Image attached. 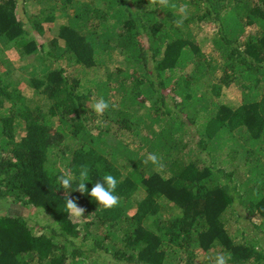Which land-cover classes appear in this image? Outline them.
I'll return each instance as SVG.
<instances>
[{
	"label": "trees",
	"instance_id": "16d2710c",
	"mask_svg": "<svg viewBox=\"0 0 264 264\" xmlns=\"http://www.w3.org/2000/svg\"><path fill=\"white\" fill-rule=\"evenodd\" d=\"M35 2L26 16V0H0V43L31 62L41 96L32 107L12 71L0 75V264H197L199 251L201 264H264V0ZM233 86L239 106L221 100ZM81 165L93 183L117 178L116 206L59 187Z\"/></svg>",
	"mask_w": 264,
	"mask_h": 264
},
{
	"label": "rangeland",
	"instance_id": "374dc122",
	"mask_svg": "<svg viewBox=\"0 0 264 264\" xmlns=\"http://www.w3.org/2000/svg\"><path fill=\"white\" fill-rule=\"evenodd\" d=\"M26 3L28 5V14L26 16L35 15L39 11V6L36 5L35 0H26ZM67 21L65 19H59L57 22L53 24H47L43 25L45 30L44 37H40L39 34L36 33V37L39 39L40 44H47L50 40L54 39L58 34V29L66 24ZM201 28V29H199ZM196 29L197 32V42L199 44H202L203 50L206 53L212 52V38L215 33V27L209 23H203L200 25V27ZM251 30V31H250ZM249 33H254L255 30L249 29ZM63 46V42L60 43ZM122 62V60L118 61ZM31 66V62L28 59H20L18 57V54L14 50H5V46L3 43H0V75L7 77V72L12 71L13 78L12 83L18 82L20 85V88L22 89L23 95L25 98L29 101L30 105L32 107L36 106L37 103H40L41 96L28 85V71H26V67ZM25 69V70H24ZM91 73V72H90ZM105 72L103 69L98 70L97 72H93L89 78H105ZM223 102L234 104L235 106H239L242 103V97H241V91L236 87L226 88L223 91V96L221 98ZM42 103V102H41ZM93 106V104H91ZM60 166L61 164L58 163ZM63 164V163H62ZM238 179L242 180V174L240 172H237ZM11 213L13 214H20L24 215L25 217H29V213L25 211L22 207L19 206H12L11 207ZM72 220L75 223L83 224L85 216L82 215L80 217H75L71 215ZM29 222L31 225L39 224L40 226H45L47 224V220H45V217L42 215L38 218H31L29 219ZM86 222V221H85ZM257 223H260V219L256 220ZM230 229V232L232 234L235 233V227H234V221L231 223L230 226H228ZM42 227L37 231V234L42 233ZM253 231V229H252ZM207 258V255L203 251H199V259L197 260V264H201L205 259ZM109 261H112L111 258H108ZM111 264V263H110Z\"/></svg>",
	"mask_w": 264,
	"mask_h": 264
},
{
	"label": "clouds",
	"instance_id": "9594fccd",
	"mask_svg": "<svg viewBox=\"0 0 264 264\" xmlns=\"http://www.w3.org/2000/svg\"><path fill=\"white\" fill-rule=\"evenodd\" d=\"M93 108L97 114H100L109 108V104L101 98L93 105ZM148 160L155 163L156 156L150 154ZM90 173L91 168L88 165H81L75 172L58 175L57 182L59 187L67 192L79 191L81 194L90 197L98 203V206H103L106 209L116 206L119 202V197L116 194L117 178L111 174H105L101 180L93 183ZM89 182L93 184L90 191L87 187ZM69 189L71 191H68ZM65 211L75 217L84 215V209L79 207L77 202L71 198L66 199ZM231 259L230 254L217 255L215 264H229Z\"/></svg>",
	"mask_w": 264,
	"mask_h": 264
}]
</instances>
